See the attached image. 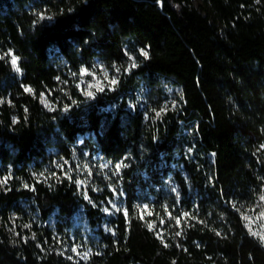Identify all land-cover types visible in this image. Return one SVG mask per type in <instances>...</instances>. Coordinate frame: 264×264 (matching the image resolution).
<instances>
[{
	"label": "trees",
	"instance_id": "16d2710c",
	"mask_svg": "<svg viewBox=\"0 0 264 264\" xmlns=\"http://www.w3.org/2000/svg\"><path fill=\"white\" fill-rule=\"evenodd\" d=\"M194 1L0 0V178L7 182L0 189V264H264V248L242 219L264 199V0H202V11ZM41 12L52 19L40 20ZM141 48L149 59L119 89L93 100L71 82L61 91L67 73L79 77L97 61L122 67L127 51ZM10 52L19 57L20 79L12 76ZM138 77L171 79L181 90L179 110L157 134L139 108H128ZM49 91L53 112L40 102ZM180 122L192 128L194 159L184 160L192 189L176 172L179 196L166 197L162 160L184 149ZM85 147L110 167L127 165L112 182L99 177L123 191L124 210L101 211V202L113 199L108 189L89 192L93 208L67 179L34 178L58 160L71 166ZM142 202L149 219L138 213ZM24 204L40 225L32 223V239L12 245L8 219L28 220ZM80 207L96 237L84 260L61 251ZM182 213L188 216L178 228ZM53 215L54 230L44 224ZM148 220L165 228V240Z\"/></svg>",
	"mask_w": 264,
	"mask_h": 264
},
{
	"label": "rangeland",
	"instance_id": "374dc122",
	"mask_svg": "<svg viewBox=\"0 0 264 264\" xmlns=\"http://www.w3.org/2000/svg\"><path fill=\"white\" fill-rule=\"evenodd\" d=\"M194 5L198 10L202 11V0H195ZM129 55L135 58L136 63L139 65L138 67H140L143 59V56L140 55V49L127 51V57L122 67L116 64L107 65L97 61L91 69H87V73L81 74L80 72L79 77L67 73L66 79H62L60 82L59 86H63V88H60L61 91L66 93L65 86L71 82L81 95L85 96L88 100H93L99 94L119 89L121 82H125V80L131 76L133 71L138 68L132 69L130 67L132 61L128 59ZM13 56L14 54L10 52L9 61L12 67V76L15 79H20L22 77V72L21 70L20 72L14 70L11 63ZM16 66L19 67L18 61ZM117 69H119V71H117ZM105 72L108 73L107 78H105ZM113 79L116 80L115 84L111 83ZM25 91L27 93H32L28 87H25ZM89 92L92 93V96L86 95V93ZM52 96H54V94L49 91L48 93H43L40 97L42 107L47 112H53L56 110ZM160 96L162 100H159ZM5 103L9 104L6 100L2 99V106ZM127 103L129 109L139 108L143 112L145 127L147 129H152L154 133L157 134L161 128H167L164 118L179 110L181 104V90L171 79H161L159 83L151 84L148 79L138 77V86L134 91L128 93ZM112 107L113 106H107L106 109H111ZM157 112L160 113L159 116L156 115ZM178 125V134L186 138L183 144L184 149H177L169 163H166L165 159L162 160V166L169 169L166 176L162 178L163 192L166 197H169L170 195L176 197L179 196V186L174 177L176 172L181 174L186 181L189 190L192 189L190 176L184 165V160L191 163L194 159L192 148L189 145L192 128L187 126V123L183 122H180ZM86 137L92 140L91 136L87 135ZM82 140L83 138H80L79 143H82ZM89 153L90 149L85 147L82 154H77L73 157L71 166H65L62 164L61 160H58L51 168H44L41 171L33 172V176L36 180L46 184H49L50 181L55 178L63 177L67 179L76 186L78 193L93 208L99 207L94 203L89 192L93 191L95 194H100L103 190L108 189L113 193V199L109 200L107 205L101 202V211L109 216L115 214V212L119 210H124L123 191L121 189L116 191L111 184L102 185L99 179L101 176L103 179L112 182V177L120 173L124 163L120 162L119 164L121 167L117 170L115 166L110 167L105 163L99 154H93L91 156ZM94 168L96 170H94ZM6 185V180L0 178V189L4 190ZM22 186L23 188H28L26 183H23ZM148 199L149 201H152L153 196L149 195ZM89 201H91V203ZM24 206H27L26 213L29 221L16 214H11L8 219L9 222L6 226V234L12 245L19 246L22 242L32 239L29 238V234H27L31 229L32 223L40 225L37 213L29 208L27 204H24ZM105 208L108 209L107 212L104 211ZM256 208L257 210L255 213L243 214L242 219L250 235L264 248V199L262 197H260ZM138 213L142 219H149L152 217L149 206L146 202H142L139 205ZM187 216L188 214L182 213L180 217L176 218V226L178 228L182 227L183 223L186 222ZM54 221L55 217L53 215L44 224L49 225L51 229L54 230ZM148 224L152 229H156V235L160 239L165 240V228H156V220H148ZM162 225L163 223L161 222V226ZM102 227L105 231L111 230L105 219L102 222ZM94 231L95 228L90 226L89 219L86 215V208L80 207L73 216V227L70 233V246L61 244L62 242H60L62 245L61 251L64 256L70 259H86L91 253L92 246L96 241ZM57 237H59V235H57ZM73 249H75V251H73Z\"/></svg>",
	"mask_w": 264,
	"mask_h": 264
},
{
	"label": "snow or ice",
	"instance_id": "6c2138e0",
	"mask_svg": "<svg viewBox=\"0 0 264 264\" xmlns=\"http://www.w3.org/2000/svg\"><path fill=\"white\" fill-rule=\"evenodd\" d=\"M37 15L39 16V19H40V20H44V19L51 20V19H52V16H47V17H45V15H44L43 12L38 13ZM140 55L143 56V58H144L145 60H148V59H149V53H148L146 50H144L143 48L140 49ZM18 59H19V57H17V56H13V57H12V61H11L12 66H13V68H14V70H15L16 72H20V68L16 66V65H17V61H18ZM128 59H129L130 61H132L131 65H130V67H131L132 69H135V68H137V67L139 66V65L136 63L135 58H134L133 56L129 55V56H128ZM87 71H88V70H87L86 68H81V69H80L81 74L87 73ZM117 71H119V69H117ZM75 75H76V73H73V76H75ZM104 75H105V78H107L108 73L105 72ZM111 83H112V84H115V83H116V80L113 79V80L111 81ZM26 90H27V89H26ZM86 95H88V96H92V93L89 92V93H86ZM73 103H75V101H73ZM67 110H68L67 107H65V111H67ZM156 115L159 116L160 113L157 112ZM115 167H116L117 170H119L120 167H121V165L118 163V164L115 165ZM124 167H127V165H124ZM86 199H87V197H86ZM89 202L91 203V201H89ZM104 211L107 212L108 209L105 208ZM73 251H75V249H73Z\"/></svg>",
	"mask_w": 264,
	"mask_h": 264
}]
</instances>
